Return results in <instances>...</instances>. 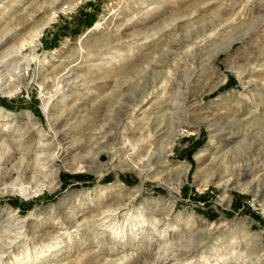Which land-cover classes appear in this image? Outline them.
Returning a JSON list of instances; mask_svg holds the SVG:
<instances>
[{
  "label": "rangeland",
  "instance_id": "1",
  "mask_svg": "<svg viewBox=\"0 0 264 264\" xmlns=\"http://www.w3.org/2000/svg\"><path fill=\"white\" fill-rule=\"evenodd\" d=\"M0 7V264H264V0Z\"/></svg>",
  "mask_w": 264,
  "mask_h": 264
},
{
  "label": "bare ground",
  "instance_id": "2",
  "mask_svg": "<svg viewBox=\"0 0 264 264\" xmlns=\"http://www.w3.org/2000/svg\"><path fill=\"white\" fill-rule=\"evenodd\" d=\"M1 8V7H0ZM64 9V8H63ZM51 23V21L50 20H47V21H45V22H43V24H41L40 26H38V29L37 30H35L32 34H31V41H29L28 43L29 44H34V45H36V44H38V42L40 41V38H41V35L43 34V31L45 30V28L49 25ZM6 36V35H5ZM6 38H7V36H6ZM5 37H1L0 38V46L1 45H3V44H5L6 42H7V39H6ZM27 44L26 43H24V44H22L20 47H17V46H15V47H13L12 49H10V51L8 52L9 54H7L6 55V57L8 56V55H10V53L12 52H14V51H18V52H21V50L23 49V47H25ZM18 52H14V54L15 53H18ZM11 53V54H12ZM17 54H15V56H16ZM11 56V55H10ZM13 56V55H12ZM14 57V56H13ZM17 57V56H16ZM6 60V58L4 59V60H1L0 61V63L2 62V64L4 63V61ZM2 74L0 73V80H2ZM3 81V80H2ZM188 81V80H187ZM51 98V97H50ZM50 102H51V99H47V101L46 102H44V108H45V110L48 112L49 110H50ZM162 111V110H161ZM177 113H178V111H177ZM172 118V117H171ZM157 121V120H156ZM178 121V123H177V125L175 126V128H173V130L171 131V137H172V140L171 141H169V142H164L163 143V146H161L162 147V149H163V152L164 153H162V154H165V152H166V149H168L170 146H171V144L174 142V140L176 139V137H178V135L179 134H182L186 129H185V122H182V121H180V119H178L177 120ZM161 125V124H160ZM160 125H159V127H160ZM163 129V128H162ZM45 129H40V133H41V136H40V143H41V140H43L44 138H45V131H44ZM158 132V131H157ZM58 133H59V131L56 133V136L58 135ZM158 134V133H157ZM168 135V134H167ZM170 137V138H171ZM159 138H161V137H159ZM166 141V140H165ZM42 142H44V141H42ZM160 142V141H159ZM46 144V143H45ZM48 144V143H47ZM50 144V143H49ZM46 146V145H45ZM161 150V149H160ZM159 151V150H158ZM39 152H41L42 153V151H38V154H34L35 155V158H36V162L35 163H37V164H39V165H36L37 167L36 168H38L39 170H41V171H49L50 173V175L56 180L57 178H58V176H59V173H60V171H61V164L60 165H58V163H57V161L55 160V159H47V156L46 155H44L43 153H44V150H43V153L41 154V153H39ZM156 152V151H155ZM36 153H37V151H36ZM37 156V157H36ZM152 156V155H151ZM162 156V155H161ZM160 156V157H161ZM164 156V155H163ZM165 158V157H164ZM95 159V162L96 161H99L98 159H99V157L96 155V158H94ZM161 159H162V157H161ZM34 160V159H33ZM35 161V160H34ZM22 162H24L23 160H22ZM21 163V162H20ZM66 163V162H65ZM68 163V162H67ZM253 163V162H252ZM65 166V165H64ZM65 167H67V166H65ZM150 168V167H149ZM152 168V167H151ZM146 169H148V168H146ZM189 171V168L188 167H184L183 169H182V171H181V175H184V174H186L187 175V172ZM250 174V173H252V170H248V171H246V174ZM48 174V173H47ZM49 175V176H50ZM48 176V175H47ZM210 179L208 180V181H218L219 183H223V184H227V183H229L230 182V180L228 179L226 182H222V180H223V175L219 172V171H217V170H214V172L212 173V176L211 177H209ZM250 178V177H249ZM247 181V180H246ZM209 183V182H208ZM249 183H251V182H249V181H247V182H245L244 184H243V186L245 185L247 188H248V186L250 185ZM117 210V209H116ZM107 211V210H106ZM105 211V212H106ZM108 211L109 212H115V210H111V209H108ZM110 214H113V213H110ZM132 214H134V212H132ZM108 215V214H107ZM106 217V216H105ZM104 225H106V228L110 231L111 230V232H113L114 234L115 233H118V230H116V227H115V225H112V224H104ZM105 228V229H106ZM48 248H49V246H48ZM194 249V248H193ZM191 253H193L192 252V249H190V254ZM186 255V254H185ZM241 256V255H240ZM221 257H223V256H221ZM247 257V256H246ZM241 262V261H240Z\"/></svg>",
  "mask_w": 264,
  "mask_h": 264
}]
</instances>
